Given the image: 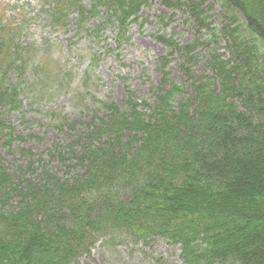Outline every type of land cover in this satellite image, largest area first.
I'll return each mask as SVG.
<instances>
[{"label":"trees","instance_id":"1","mask_svg":"<svg viewBox=\"0 0 264 264\" xmlns=\"http://www.w3.org/2000/svg\"><path fill=\"white\" fill-rule=\"evenodd\" d=\"M145 1L93 0L88 7L53 0L50 20L63 29L77 13L82 25L100 9L105 25L126 37ZM164 2L185 7L208 31L215 47L208 64L218 79L184 66L186 87L165 73L153 100L103 130L116 148L109 154L85 148L82 182L47 173L45 183L23 192L0 167V264H76L93 233L115 232L179 246L184 264H264V173L253 170L264 168V0H218L217 21L204 0ZM13 31L0 15V134L10 129L2 110L22 108L30 78L31 63L23 61L26 51ZM221 39L228 41L229 59L218 51ZM196 49L183 47L187 62ZM16 194L20 205L6 208Z\"/></svg>","mask_w":264,"mask_h":264},{"label":"rangeland","instance_id":"2","mask_svg":"<svg viewBox=\"0 0 264 264\" xmlns=\"http://www.w3.org/2000/svg\"><path fill=\"white\" fill-rule=\"evenodd\" d=\"M76 1L93 4V0ZM204 1L210 18L220 20L218 0ZM3 2L9 4L0 6L9 22L24 13L15 39L24 55L26 51L23 61L31 63L26 66L25 79L30 78L21 94L22 108L1 112L10 129L0 134V167L23 192L45 183L47 173L70 182L86 180L87 166L80 161L85 148L107 154L116 148L112 136L103 134L105 127L122 112L153 100L164 85L165 73L170 82L186 87L190 84L184 66L208 80L218 79L208 64V52L215 48L208 43V31L198 27L185 7L146 0L123 37L114 26L105 25L104 10L85 16L82 25L72 13L62 29L50 20V0ZM227 43L221 39L218 46L223 59L231 57ZM193 44L197 49L189 63L183 47ZM253 170L264 173L262 167ZM243 194L247 196L246 191ZM20 203L16 194L6 208ZM86 248L89 251L76 264H184L179 246L162 239L136 241L120 232L93 233Z\"/></svg>","mask_w":264,"mask_h":264}]
</instances>
